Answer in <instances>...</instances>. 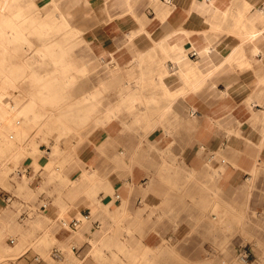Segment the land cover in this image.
Wrapping results in <instances>:
<instances>
[{"label":"rangeland","instance_id":"1","mask_svg":"<svg viewBox=\"0 0 264 264\" xmlns=\"http://www.w3.org/2000/svg\"><path fill=\"white\" fill-rule=\"evenodd\" d=\"M37 2L0 0V264H238L242 245L248 264H264L260 160L224 189L211 158L195 173L157 150L161 162L147 183L124 181L127 194L114 200L115 171L123 169L98 119L110 110L105 119L138 125L145 102L125 97L127 108L134 103L125 108L124 81L104 85L117 67L92 62L73 40L68 28L89 23L86 12L68 13L64 27L59 7ZM61 43L78 45L85 70L71 71L64 60L77 57L57 55ZM67 73L75 77L69 84ZM85 150L110 165L107 175L80 161Z\"/></svg>","mask_w":264,"mask_h":264},{"label":"crops","instance_id":"2","mask_svg":"<svg viewBox=\"0 0 264 264\" xmlns=\"http://www.w3.org/2000/svg\"><path fill=\"white\" fill-rule=\"evenodd\" d=\"M55 1L66 17L86 12L92 19L68 32L81 39L92 62L117 67L104 85L124 81L125 108V97L145 102L138 125L126 117L105 119L110 110L98 119L112 142L109 155L123 169L115 171L119 178L113 182L120 197L127 194L124 181L138 187L153 176L161 162L157 150L195 173L211 158L224 189L251 173L256 159L263 165L264 0ZM139 80L145 85L139 87ZM147 110L162 113L161 119L147 116ZM80 156L101 175L111 168L93 151Z\"/></svg>","mask_w":264,"mask_h":264},{"label":"bare ground","instance_id":"3","mask_svg":"<svg viewBox=\"0 0 264 264\" xmlns=\"http://www.w3.org/2000/svg\"><path fill=\"white\" fill-rule=\"evenodd\" d=\"M83 3V2H82ZM56 5L57 7H59L58 5H57V3H56V1L55 0H39V2H37V5H40V7L41 8H43V9H47V6L48 5H51V6H53V5ZM73 4V3H72ZM87 6H88V4H87ZM62 19H63V22H62V20H60L62 23H64L63 24V26L64 27H68V20H67V18H66V15L63 13V11H62V17H61ZM64 40H67V38L65 39L64 38ZM70 44L68 43H65V44H63V46L62 47H64V49H62L59 53L58 52H55L57 55H63V56H68V55H71V52L73 51V50H69V48H68V46H69ZM200 52V51H199ZM71 68L73 69V70H83V66L82 65H80V63H78L76 60H74L73 61V63H72V66H71ZM63 82L64 83H66V84H69L70 82H71V78H70V76H67V74L66 75H63ZM145 81L144 80H139L138 81V86L139 87H142V86H144L145 84ZM84 99H85V101H90L92 98H91V96H85L84 97ZM148 111V110H147ZM145 115V114H144Z\"/></svg>","mask_w":264,"mask_h":264},{"label":"built area","instance_id":"4","mask_svg":"<svg viewBox=\"0 0 264 264\" xmlns=\"http://www.w3.org/2000/svg\"><path fill=\"white\" fill-rule=\"evenodd\" d=\"M192 56L195 55L194 52L191 53ZM264 165V161H263ZM121 197L118 193L114 194V200L115 201H120ZM248 249L246 248V245L240 246L237 251H236V261L238 264H248L249 263V254H248Z\"/></svg>","mask_w":264,"mask_h":264}]
</instances>
